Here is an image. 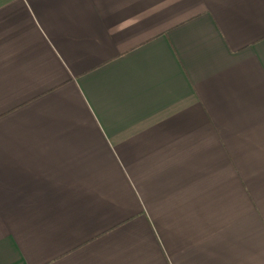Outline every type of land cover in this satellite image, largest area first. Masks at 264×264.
<instances>
[{
  "label": "crops",
  "instance_id": "crops-1",
  "mask_svg": "<svg viewBox=\"0 0 264 264\" xmlns=\"http://www.w3.org/2000/svg\"><path fill=\"white\" fill-rule=\"evenodd\" d=\"M0 264H264V0H0Z\"/></svg>",
  "mask_w": 264,
  "mask_h": 264
}]
</instances>
